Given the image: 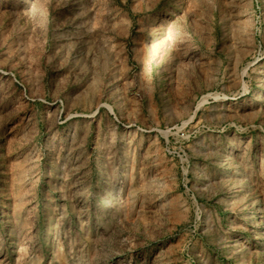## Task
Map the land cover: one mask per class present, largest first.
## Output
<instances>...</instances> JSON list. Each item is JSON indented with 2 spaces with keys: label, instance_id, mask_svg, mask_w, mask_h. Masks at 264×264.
<instances>
[{
  "label": "rangeland",
  "instance_id": "1",
  "mask_svg": "<svg viewBox=\"0 0 264 264\" xmlns=\"http://www.w3.org/2000/svg\"><path fill=\"white\" fill-rule=\"evenodd\" d=\"M0 264H264V0H0Z\"/></svg>",
  "mask_w": 264,
  "mask_h": 264
},
{
  "label": "bare ground",
  "instance_id": "2",
  "mask_svg": "<svg viewBox=\"0 0 264 264\" xmlns=\"http://www.w3.org/2000/svg\"><path fill=\"white\" fill-rule=\"evenodd\" d=\"M261 73V72H260Z\"/></svg>",
  "mask_w": 264,
  "mask_h": 264
}]
</instances>
